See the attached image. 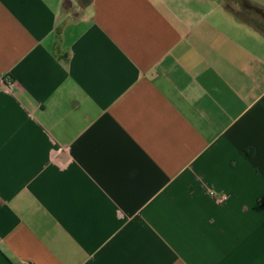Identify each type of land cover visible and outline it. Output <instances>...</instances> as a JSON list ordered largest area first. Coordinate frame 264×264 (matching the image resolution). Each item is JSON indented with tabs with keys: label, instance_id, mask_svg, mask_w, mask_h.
<instances>
[{
	"label": "crops",
	"instance_id": "crops-1",
	"mask_svg": "<svg viewBox=\"0 0 264 264\" xmlns=\"http://www.w3.org/2000/svg\"><path fill=\"white\" fill-rule=\"evenodd\" d=\"M0 264H264V34L216 0H0Z\"/></svg>",
	"mask_w": 264,
	"mask_h": 264
},
{
	"label": "rangeland",
	"instance_id": "rangeland-1",
	"mask_svg": "<svg viewBox=\"0 0 264 264\" xmlns=\"http://www.w3.org/2000/svg\"><path fill=\"white\" fill-rule=\"evenodd\" d=\"M215 1V0H214ZM227 10L240 14L241 18H249L264 27V8L245 0H216ZM251 27L256 29L253 24ZM259 31L258 29H256ZM260 32V31H259ZM264 34V33H263Z\"/></svg>",
	"mask_w": 264,
	"mask_h": 264
},
{
	"label": "trees",
	"instance_id": "trees-1",
	"mask_svg": "<svg viewBox=\"0 0 264 264\" xmlns=\"http://www.w3.org/2000/svg\"><path fill=\"white\" fill-rule=\"evenodd\" d=\"M83 4H89V2H90V0H80ZM227 11L233 16V17H235L237 20H239L240 22H242V23H244V24H248V25H250L251 26V24H253L254 25V27L256 28V29H258L261 33H264V27L261 25V24H259V23H257L256 21H253V20H251V19H249V18H241L240 16V14H238V13H234L233 11H231V10H228L227 9Z\"/></svg>",
	"mask_w": 264,
	"mask_h": 264
},
{
	"label": "water",
	"instance_id": "water-1",
	"mask_svg": "<svg viewBox=\"0 0 264 264\" xmlns=\"http://www.w3.org/2000/svg\"><path fill=\"white\" fill-rule=\"evenodd\" d=\"M245 1L254 3V4L264 8V0H245Z\"/></svg>",
	"mask_w": 264,
	"mask_h": 264
},
{
	"label": "built area",
	"instance_id": "built-area-1",
	"mask_svg": "<svg viewBox=\"0 0 264 264\" xmlns=\"http://www.w3.org/2000/svg\"><path fill=\"white\" fill-rule=\"evenodd\" d=\"M7 85L9 87H12L13 86V82L12 81H7ZM225 199V196L224 195H220L219 197H217V201H222Z\"/></svg>",
	"mask_w": 264,
	"mask_h": 264
}]
</instances>
